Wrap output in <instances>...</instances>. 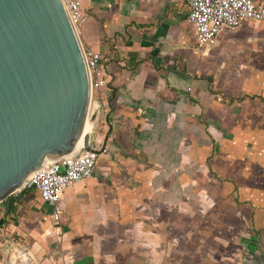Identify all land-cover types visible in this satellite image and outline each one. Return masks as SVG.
<instances>
[{
    "label": "crops",
    "instance_id": "1",
    "mask_svg": "<svg viewBox=\"0 0 264 264\" xmlns=\"http://www.w3.org/2000/svg\"><path fill=\"white\" fill-rule=\"evenodd\" d=\"M80 2L104 151L58 219L33 190L0 203V264H264V22L200 45L183 0Z\"/></svg>",
    "mask_w": 264,
    "mask_h": 264
},
{
    "label": "water",
    "instance_id": "2",
    "mask_svg": "<svg viewBox=\"0 0 264 264\" xmlns=\"http://www.w3.org/2000/svg\"><path fill=\"white\" fill-rule=\"evenodd\" d=\"M91 79L63 0H0V203L25 178L82 147L92 150ZM81 140V143H79ZM63 169V168H61Z\"/></svg>",
    "mask_w": 264,
    "mask_h": 264
},
{
    "label": "built area",
    "instance_id": "3",
    "mask_svg": "<svg viewBox=\"0 0 264 264\" xmlns=\"http://www.w3.org/2000/svg\"><path fill=\"white\" fill-rule=\"evenodd\" d=\"M183 1L188 6L187 20L192 25L195 38L200 45L213 44L223 27L235 28L252 20L264 22V3H257L255 0ZM63 2L76 28L88 19L80 0ZM84 54L91 79V100H94L106 86L100 65L101 54L91 49H84ZM97 112L99 113L98 110ZM90 145L92 146L91 141ZM99 149L93 147L92 150H85L80 147L51 162L48 169L31 172L23 181L21 188L36 191L40 200L50 207L52 217L58 219L61 214L60 198L63 189L74 186L91 175L98 160ZM26 258V262L19 258V263L33 264L27 255Z\"/></svg>",
    "mask_w": 264,
    "mask_h": 264
},
{
    "label": "bare ground",
    "instance_id": "4",
    "mask_svg": "<svg viewBox=\"0 0 264 264\" xmlns=\"http://www.w3.org/2000/svg\"><path fill=\"white\" fill-rule=\"evenodd\" d=\"M91 128H92V122L89 119H87V121L85 123V130H89ZM79 143H81V140ZM17 257H19L22 262H26V260H27L26 255L22 252H19V256L17 254Z\"/></svg>",
    "mask_w": 264,
    "mask_h": 264
},
{
    "label": "trees",
    "instance_id": "5",
    "mask_svg": "<svg viewBox=\"0 0 264 264\" xmlns=\"http://www.w3.org/2000/svg\"><path fill=\"white\" fill-rule=\"evenodd\" d=\"M25 194H27V191H26V190H24V192H23V195H25ZM23 195H22V196H23ZM21 198H22V197H20L19 199H16L10 208H7V203H6V201H3V203L5 204V209H6V210H5V214H7L9 211L13 210V209L15 208V207H14L15 204H16V203H19V201L21 200ZM3 220H4V218H3Z\"/></svg>",
    "mask_w": 264,
    "mask_h": 264
},
{
    "label": "rangeland",
    "instance_id": "6",
    "mask_svg": "<svg viewBox=\"0 0 264 264\" xmlns=\"http://www.w3.org/2000/svg\"><path fill=\"white\" fill-rule=\"evenodd\" d=\"M93 102V99L91 100V103ZM95 111H93V108L92 109H90L89 110V117L92 115V113H94ZM90 120V119H89ZM98 124H99V122H96V120L95 121H93V123H92V125H93V129L94 128H96L97 129V127H98ZM94 145H96V142H94L93 143ZM16 252H17V254H18V256H19V250H15Z\"/></svg>",
    "mask_w": 264,
    "mask_h": 264
}]
</instances>
